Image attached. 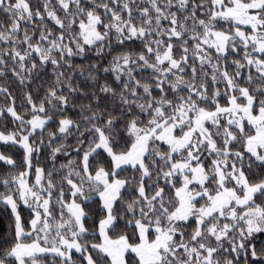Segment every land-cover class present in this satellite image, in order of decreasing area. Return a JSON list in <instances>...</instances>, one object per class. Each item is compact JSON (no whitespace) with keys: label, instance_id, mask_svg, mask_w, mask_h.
I'll list each match as a JSON object with an SVG mask.
<instances>
[{"label":"snow or ice","instance_id":"1","mask_svg":"<svg viewBox=\"0 0 264 264\" xmlns=\"http://www.w3.org/2000/svg\"><path fill=\"white\" fill-rule=\"evenodd\" d=\"M0 264H264V0H0Z\"/></svg>","mask_w":264,"mask_h":264},{"label":"trees","instance_id":"2","mask_svg":"<svg viewBox=\"0 0 264 264\" xmlns=\"http://www.w3.org/2000/svg\"><path fill=\"white\" fill-rule=\"evenodd\" d=\"M7 229V220L3 217V215H0V232L6 231Z\"/></svg>","mask_w":264,"mask_h":264}]
</instances>
